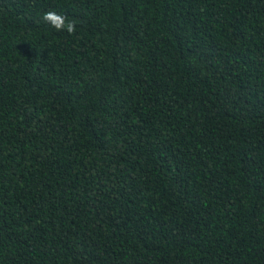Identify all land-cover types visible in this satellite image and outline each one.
Wrapping results in <instances>:
<instances>
[{
  "label": "trees",
  "instance_id": "trees-1",
  "mask_svg": "<svg viewBox=\"0 0 264 264\" xmlns=\"http://www.w3.org/2000/svg\"><path fill=\"white\" fill-rule=\"evenodd\" d=\"M0 264H264V0H0Z\"/></svg>",
  "mask_w": 264,
  "mask_h": 264
},
{
  "label": "clouds",
  "instance_id": "clouds-1",
  "mask_svg": "<svg viewBox=\"0 0 264 264\" xmlns=\"http://www.w3.org/2000/svg\"><path fill=\"white\" fill-rule=\"evenodd\" d=\"M42 19L57 32L66 31L69 35L76 32L75 21L68 20L66 16L54 11L44 13Z\"/></svg>",
  "mask_w": 264,
  "mask_h": 264
}]
</instances>
